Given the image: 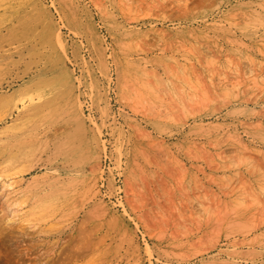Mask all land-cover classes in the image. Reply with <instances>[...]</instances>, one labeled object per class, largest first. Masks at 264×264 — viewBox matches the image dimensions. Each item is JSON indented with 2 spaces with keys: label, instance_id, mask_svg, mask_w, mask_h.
Segmentation results:
<instances>
[{
  "label": "rangeland",
  "instance_id": "374dc122",
  "mask_svg": "<svg viewBox=\"0 0 264 264\" xmlns=\"http://www.w3.org/2000/svg\"><path fill=\"white\" fill-rule=\"evenodd\" d=\"M0 264H264V0H0Z\"/></svg>",
  "mask_w": 264,
  "mask_h": 264
},
{
  "label": "built area",
  "instance_id": "2783aa9c",
  "mask_svg": "<svg viewBox=\"0 0 264 264\" xmlns=\"http://www.w3.org/2000/svg\"><path fill=\"white\" fill-rule=\"evenodd\" d=\"M107 160V158L105 159V161Z\"/></svg>",
  "mask_w": 264,
  "mask_h": 264
}]
</instances>
